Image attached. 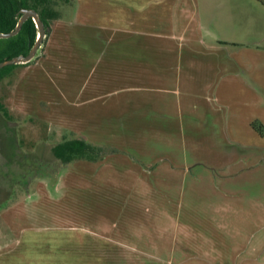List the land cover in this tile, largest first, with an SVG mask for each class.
I'll use <instances>...</instances> for the list:
<instances>
[{
  "label": "rangeland",
  "instance_id": "374dc122",
  "mask_svg": "<svg viewBox=\"0 0 264 264\" xmlns=\"http://www.w3.org/2000/svg\"><path fill=\"white\" fill-rule=\"evenodd\" d=\"M167 2L171 7L177 0ZM179 2L185 5L182 8L184 25L188 24L190 30L199 29L202 41L198 48L201 60L192 70L199 77L197 88L208 81L216 67L221 94L218 102L214 101L218 111L210 119L209 111L172 112L175 119L165 124H169L167 128H147L145 121L139 122L141 127H121L119 122L108 118L113 116L112 111L75 106L61 96L65 87L71 88L70 93L81 87L88 63L97 56L84 48L82 29L69 26L68 30L73 28L75 33L69 35L70 40L66 33L67 21L73 20L75 11L77 21L81 19L78 12L83 19L84 15L95 13L101 3L98 0H75L72 5L59 0L57 8L61 18L52 24L50 35L35 59L17 67L0 82V98L11 116L8 119L0 112V264H40L36 254L48 251V238L55 234L49 228L58 223L54 219L57 211L47 206L69 200L128 203V208L132 207L122 209L125 210L122 221L135 216L136 223L140 219L153 223L155 233L157 226L167 224L169 215L174 216L180 226L170 236H187L190 243L194 238L199 239L202 251L214 246L211 238L216 235H221L224 241L229 235L235 236V247L241 246L245 236L249 237L251 247L257 242L260 234L254 219L257 209L249 200L258 196L261 170L243 171L231 178L226 193L234 199H225L226 208L219 211L211 206L217 200L220 203L221 198L216 196L207 174L236 153L242 145L238 142L259 144L263 141L260 137L264 134V125L258 119L264 118V0ZM182 10L171 9L170 17L178 11V20ZM181 19L178 28H181ZM177 31L179 34L180 30ZM64 40L66 46L55 49L56 57L48 64V51L58 42L65 43ZM204 46L211 48L208 51ZM82 53H87L86 65L80 62ZM231 70L234 74L227 79ZM112 85L110 81L106 87L112 89ZM258 87L262 92L255 94L253 89ZM237 90L241 94L245 90L249 93L237 96ZM199 91L197 102L201 107L208 106L210 101L204 97L207 89ZM232 111L237 119L231 116ZM99 112L100 120L97 119ZM197 114L203 116L200 121L190 118ZM88 115L90 124L84 120ZM92 115L96 116L95 124ZM249 120H253L251 125ZM71 137L113 151L97 162L82 159L62 164L53 156L52 148ZM152 162L159 164L157 168L147 170L141 166ZM190 166L192 174L167 173L171 168L181 170ZM196 178L200 180L194 181ZM167 200L172 204L165 203ZM35 202H40L43 208L35 211ZM109 216L112 215L109 213ZM217 217L221 224L214 222ZM32 239L37 245L35 250L29 242ZM105 258L107 264L113 263L112 257ZM138 258L148 264H166L169 260L166 256L158 257L159 260ZM200 261L192 250H187L183 255L171 256L169 264Z\"/></svg>",
  "mask_w": 264,
  "mask_h": 264
},
{
  "label": "crops",
  "instance_id": "0c3cea01",
  "mask_svg": "<svg viewBox=\"0 0 264 264\" xmlns=\"http://www.w3.org/2000/svg\"><path fill=\"white\" fill-rule=\"evenodd\" d=\"M98 1L101 3L98 4L95 13L84 15L83 19L81 12H78L77 15H80L81 19L77 21L75 11L73 20L67 21L66 24L68 36L75 34L73 28L82 29L85 36L84 48L97 55L88 63L90 66L86 68V72L84 70L81 87L72 90V93H70L71 88L65 87L61 93L68 103L83 108L94 106L96 111H112L113 116L108 118L119 122L121 127L134 128L141 127L142 124L140 125L139 122L142 121L146 122L147 128H167L169 124H165L175 119L172 112L209 111L210 119L218 111L215 102H218L221 90L216 82L218 79L216 67L208 81L201 88L196 87L197 84L199 85V77L192 73V70L201 60L198 56L201 57L202 54L198 48L202 46V41L198 34L199 29L190 30V26L183 23L184 4L182 6L179 0L171 7L168 5V0ZM177 8L182 10L181 28L177 27V23L180 22V18L177 20V15L180 12H172V17L169 14L171 9L173 11L178 10ZM69 26H73L70 31ZM177 30H180L179 34ZM71 36H69L70 40H72ZM66 40L65 43H54L55 45L47 53L48 64L53 63L56 57L54 50L64 48ZM204 48L209 51L211 47L204 46ZM87 53H82L83 58L80 62L82 61L83 65H86ZM71 55L74 57L73 52ZM212 65L214 67V62ZM56 73L57 71L55 75ZM232 74L234 72L231 70L226 78L228 79ZM110 81L113 82L110 86L112 89L106 87ZM202 88L207 89L208 92H205L204 97L206 101H210L205 107H201L196 100L201 95L199 90ZM237 91L239 93L236 95L242 97L249 93L246 90L244 94ZM253 91L259 94L262 88L258 87ZM99 113L98 120L102 116L101 112ZM232 114L233 118H238L233 111ZM95 117L91 118L93 124L97 123ZM190 118L200 121L203 116L197 114ZM176 119L179 120L180 117ZM84 120L89 122L90 116H84ZM258 120L264 125L263 117H259ZM252 121L249 120L250 125ZM260 138L263 141L259 144L238 142L242 145L234 153L235 155L211 168L207 174L213 189L217 192L216 196L221 198L220 203L217 200L211 206L219 211L226 208L225 199H234L231 194L226 193L231 178L243 171L261 170L259 173L262 179L258 196L249 200L257 209V217L254 219L260 230L257 242L252 247L251 244L248 245L250 241L248 236L243 237L244 242L241 246L235 247V236L229 235L224 241L221 235H216L213 240L211 238V244L214 243V246L208 251H202L199 239L194 238L190 243L187 236H184L185 238L170 236L169 233L172 230L176 231L180 226L179 219L174 216L169 215L167 224L157 226L156 234L153 223L148 224L141 219V222L138 220L136 223L135 216L122 221L125 210L132 207L128 208V203L121 205L117 201L69 200L60 201L56 205L49 203L47 206L57 211L58 215L56 213L54 219L58 223L49 228L55 234L48 238L50 245L48 251L36 254L38 263L107 264L105 257L108 256L112 257L110 258L112 264H148L138 257L159 260L158 257L166 256L169 260L165 263L169 264L171 256L183 255L187 250H192L201 260L197 264H264V134ZM132 159L138 163L136 157L132 156ZM158 165L153 162L141 164L147 170L157 168ZM169 170L168 174L177 173L182 176L192 174L191 166L181 170L173 168ZM165 203L171 205L172 201L167 200ZM181 204L184 205L182 201ZM230 204L233 206L234 203ZM38 207L43 208L40 202H35V211ZM109 213L112 216H109ZM214 222L222 223L218 217ZM33 241L34 239L29 242L33 243L35 250L37 245ZM16 255H19V252ZM42 256H48V259H42Z\"/></svg>",
  "mask_w": 264,
  "mask_h": 264
},
{
  "label": "trees",
  "instance_id": "16d2710c",
  "mask_svg": "<svg viewBox=\"0 0 264 264\" xmlns=\"http://www.w3.org/2000/svg\"><path fill=\"white\" fill-rule=\"evenodd\" d=\"M65 4L72 5L75 0H62ZM59 0H0V32H9L15 29L21 16V9H35L44 23L46 34L42 45L50 35L52 24L61 18L57 6ZM38 36V28L33 18H28L22 24L20 31L9 38H0V62L14 56L27 55ZM33 61V60H32ZM13 64L0 69V82L9 76L17 67L30 64ZM0 112L8 119L10 113L7 106L0 98ZM110 151L108 147L90 143L79 137L65 138L52 148L55 159L62 164H69L76 160L97 162Z\"/></svg>",
  "mask_w": 264,
  "mask_h": 264
},
{
  "label": "water",
  "instance_id": "95a60500",
  "mask_svg": "<svg viewBox=\"0 0 264 264\" xmlns=\"http://www.w3.org/2000/svg\"><path fill=\"white\" fill-rule=\"evenodd\" d=\"M20 13H21V17L19 18V21H18L15 29H13L12 31H9V32H5V33L0 32V38H9V37L16 35L20 31L24 21H26L28 18H33V20L35 21L36 26L38 28L37 39H36L34 45L32 46L31 50L29 51V53L27 55L20 54V55L12 57L10 59H5V60L1 61L0 62V69L6 67L8 65L26 64V63L34 60L39 49L42 46V41L45 37L46 30H45L44 23L41 20L38 12L35 9L24 8V9H21Z\"/></svg>",
  "mask_w": 264,
  "mask_h": 264
},
{
  "label": "flooded vegetation",
  "instance_id": "af4514ba",
  "mask_svg": "<svg viewBox=\"0 0 264 264\" xmlns=\"http://www.w3.org/2000/svg\"><path fill=\"white\" fill-rule=\"evenodd\" d=\"M21 17V16H20Z\"/></svg>",
  "mask_w": 264,
  "mask_h": 264
}]
</instances>
